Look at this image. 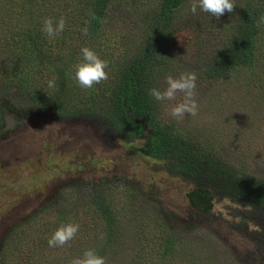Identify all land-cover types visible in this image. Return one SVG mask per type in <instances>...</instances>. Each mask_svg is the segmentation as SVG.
I'll list each match as a JSON object with an SVG mask.
<instances>
[{
  "label": "trees",
  "instance_id": "trees-1",
  "mask_svg": "<svg viewBox=\"0 0 264 264\" xmlns=\"http://www.w3.org/2000/svg\"><path fill=\"white\" fill-rule=\"evenodd\" d=\"M157 2L155 9L144 11L142 41L137 53L126 60L123 54L115 55L105 45L97 44L109 9L125 6L126 10L138 11V0H0V140L5 135L7 110L18 119L27 111L24 108L31 107L59 118L100 119L121 144L136 147L137 158L159 166L166 175L188 185L185 199L192 211L205 218L214 216L231 224H244L249 238L264 250V221L259 223L257 219L264 215V177L227 163L212 152L211 146L184 136L174 127V121L163 119L159 108L162 102L150 95L151 88L159 87L161 77L183 71L187 62L175 58L169 49L176 13L184 0ZM261 16L264 0H234L233 11L220 22V40L211 54L204 55V78L218 80L241 69L253 71L264 65L258 50L264 34ZM61 17L66 22L64 31L56 38H48L42 31L45 19L55 23ZM83 47L108 62V79L91 89L79 87L70 78L72 66L81 60ZM201 55L197 53V63ZM53 79L56 86L49 88L48 81ZM107 182L99 177L83 185L88 200L83 207L94 214L98 227V231H91L84 251L95 249L106 264H202L200 248L204 247L180 237L152 189L124 185L131 196L143 198L142 202L137 198L141 205L151 209H141L138 217H130L128 208L122 209ZM136 189L139 196L131 193ZM219 203L240 209L244 216L225 217L217 208ZM54 214L58 219L46 221L41 231L45 245L54 228L80 222L76 215H71L68 222L66 211ZM50 228L54 231H48ZM11 231L4 238L1 253L7 250L10 237L18 229ZM32 252L27 251L28 263H32Z\"/></svg>",
  "mask_w": 264,
  "mask_h": 264
},
{
  "label": "rangeland",
  "instance_id": "rangeland-1",
  "mask_svg": "<svg viewBox=\"0 0 264 264\" xmlns=\"http://www.w3.org/2000/svg\"><path fill=\"white\" fill-rule=\"evenodd\" d=\"M138 1V11L126 10L125 6L109 9L98 47L105 45L126 60L137 53L145 31L144 11L150 12L158 4L157 0ZM192 3L184 0L178 9L174 38L169 43L175 58L187 60L185 69L166 76L196 75L194 99L198 112L196 116L186 113L180 120L173 118L170 107L183 99L178 93L176 101L162 102L161 116L174 121V127L184 136L211 146L212 152L227 163L264 177V65L253 71L241 69L218 80L204 78V55L211 54L220 40V22L231 12L225 11L219 18L199 9L192 13ZM258 50L264 64V34ZM197 53L202 54L198 63L194 60ZM166 76L159 79L158 88L165 87ZM24 110L19 119L7 110L5 135L0 140V241L18 229L3 253L0 245V264H66V258L71 264L73 258L81 257L79 253L88 248L91 231H98L94 214L83 207L88 200L82 188L99 177L113 187L116 200L122 209L128 208L130 217H138L141 209H151L141 205L139 200L143 198L131 196L127 186L152 189L180 237L204 247L200 248L202 264H264V250L249 238L244 224H231L214 216L205 218L192 211L185 199L189 186L166 175L159 166L137 158L136 147L121 144L102 120L59 118L36 107ZM131 193L139 196L137 189ZM217 208L230 219L244 216L240 209L222 203ZM58 211L68 213V222L71 215H76L80 229L76 241L51 249L43 244L41 231L46 221L58 219L54 214ZM257 219L261 223L264 215ZM29 249L33 251L32 263L26 262Z\"/></svg>",
  "mask_w": 264,
  "mask_h": 264
},
{
  "label": "clouds",
  "instance_id": "clouds-1",
  "mask_svg": "<svg viewBox=\"0 0 264 264\" xmlns=\"http://www.w3.org/2000/svg\"><path fill=\"white\" fill-rule=\"evenodd\" d=\"M208 13L216 18L222 16L225 11L232 12L234 9L233 0H193L191 12L197 10ZM260 23H264V16L260 17ZM65 19L61 17L58 22H53L51 18L45 19L42 31L48 38L58 37L65 29ZM86 33V29H85ZM81 60L72 66L70 78L81 88L91 89L94 85L108 79V62L101 59L95 51L88 47L80 50ZM55 80L48 81V87L54 88ZM196 87V75L194 73L181 74L178 77L168 75L165 77V87L151 88L150 95L157 102L176 101L177 94L182 93L183 99L170 107V115L177 119H183L184 115L196 116L198 105L194 99ZM80 229L76 223H65L59 226L48 239L50 248L61 247L72 240ZM71 264H106L105 258L98 255L95 249H87L82 257L74 258Z\"/></svg>",
  "mask_w": 264,
  "mask_h": 264
},
{
  "label": "flooded vegetation",
  "instance_id": "flooded-vegetation-1",
  "mask_svg": "<svg viewBox=\"0 0 264 264\" xmlns=\"http://www.w3.org/2000/svg\"><path fill=\"white\" fill-rule=\"evenodd\" d=\"M87 151H88V153H90L89 150H87ZM85 154H86V153H85ZM90 154H91V153H90ZM90 159H92V158H90ZM3 241H4V239L0 241V245L3 243ZM1 247H2V246H1Z\"/></svg>",
  "mask_w": 264,
  "mask_h": 264
}]
</instances>
